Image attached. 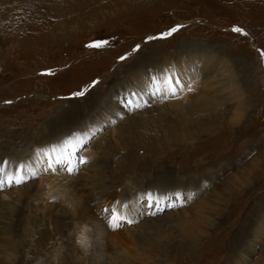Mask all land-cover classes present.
Here are the masks:
<instances>
[{
    "label": "rangeland",
    "instance_id": "374dc122",
    "mask_svg": "<svg viewBox=\"0 0 264 264\" xmlns=\"http://www.w3.org/2000/svg\"><path fill=\"white\" fill-rule=\"evenodd\" d=\"M0 185V264H264V0H0Z\"/></svg>",
    "mask_w": 264,
    "mask_h": 264
},
{
    "label": "bare ground",
    "instance_id": "6f19581e",
    "mask_svg": "<svg viewBox=\"0 0 264 264\" xmlns=\"http://www.w3.org/2000/svg\"><path fill=\"white\" fill-rule=\"evenodd\" d=\"M193 52V51H192ZM196 52V51H195ZM200 52L201 53H205V49H201L200 50ZM187 53V50H186V52L183 54V55H181L182 57L185 55ZM182 54V53H181ZM198 57H204V60L205 59H210V57L208 58L207 57V55H204V56H202V55H198ZM154 58V57H153ZM193 59V58H192ZM201 59V58H200ZM176 62L178 61V59L177 60H175ZM192 61V60H191ZM154 61H150V62H148V64L149 65H145V66H149V68H150V63H153ZM155 62H157V61H155ZM165 62H168L167 61V59H165ZM173 64V63H172ZM189 64V63H188ZM192 64V63H191ZM213 64H215V63H213ZM172 67H171V72H172V74L171 73H169V71L170 70H167L166 72H164V73H161L160 75H162V76H159V77H163V76H169V78H172V77H174V78H176L177 77V75H178V73H179V69H176L177 67V65H171ZM160 67V66H159ZM212 67V66H211ZM147 68V67H146ZM157 68V67H156ZM193 68V67H192ZM232 68V67H231ZM140 69H142L141 71H143L145 68L144 67H141ZM138 70V69H137ZM187 70V69H186ZM207 70V69H206ZM228 70V73L229 74H232L231 73V71H229V69H227ZM140 71V72H141ZM165 71V70H164ZM161 72V71H160ZM204 72V71H203ZM206 72V71H205ZM174 73H176V75L174 74ZM142 77V76H141ZM136 77H133V79H135ZM218 78V77H217ZM235 78V77H234ZM140 80H141V78H140ZM162 80V79H161ZM231 81V80H230ZM128 81H126V83H127ZM131 82V81H130ZM128 83V85L127 86H133V87H138L139 86V84L137 83V81L134 83V84H131V83ZM216 83V82H215ZM229 83V82H228ZM175 85V84H174ZM123 86V84H120V88ZM204 87V86H203ZM231 87V86H230ZM229 87V88H230ZM236 87V89H238V90H241V87L239 88L238 86H235ZM235 87H233L232 89L230 88V89H227V90H231V92L233 93L234 91V89H235ZM206 88V87H205ZM220 88V87H219ZM226 88V87H225ZM208 89V88H207ZM235 89V90H236ZM115 90V89H114ZM118 90V89H117ZM193 90V89H192ZM112 91V90H111ZM109 92H110V90H109ZM122 92H124V90L122 91ZM191 92V91H190ZM187 93H189V92H187ZM209 93V92H208ZM218 93H219V91H218ZM113 95V92L112 93H110V95ZM220 94V93H219ZM185 95V94H184ZM207 95V94H206ZM234 95V94H233ZM117 96H119L118 94L115 96V97H117ZM240 96V95H239ZM185 97H187V94H186V96ZM184 97V98H185ZM110 98L112 99V96H110ZM210 98V97H209ZM210 100H211V98H210ZM209 100V101H210ZM212 103V102H211ZM215 103V102H214ZM100 104H102V103H100ZM104 104V103H103ZM88 106V105H87ZM174 108H175V110L176 111H174V110H170V111H172V113H178V114H182V113H184L185 112V114H188V113H190V112H192V111H196V108H194L191 104L190 105H188L187 104V106H185V105H183V103H179V104H174ZM134 107V106H133ZM209 107V106H208ZM218 107V106H217ZM153 111H154V109H152ZM199 110H202V109H200V108H197V111H199ZM204 110V109H203ZM238 110V109H237ZM100 111V110H99ZM74 113V112H73ZM80 113V112H79ZM142 114V113H141ZM77 115V114H76ZM83 115V114H82ZM159 115V114H158ZM181 116H183V115H181ZM89 117V116H88ZM185 117V116H184ZM184 117L182 118L184 121H185V119H184ZM162 118H164V117H162ZM70 120L69 119H67V121L63 124V125H56L54 128H53V130L55 131V132H61L62 130H66V129H63L64 127H65V125L69 122ZM184 121H181L180 123L183 125L184 123H187V122H184ZM72 122V121H71ZM184 122V123H183ZM75 123V122H74ZM189 123V122H188ZM76 124V123H75ZM149 124V123H148ZM180 124V125H181ZM201 124V123H200ZM214 124H216V121H215V123ZM220 124V123H219ZM222 125V124H221ZM185 126H187V125H185ZM211 127V126H210ZM209 127V128H210ZM220 127V126H219ZM74 128V127H73ZM216 128V127H215ZM214 128V129H215ZM207 130H208V128H207ZM66 132V131H65ZM209 133V132H208ZM212 135V134H211ZM69 138V137H68ZM127 138V137H126ZM131 139V138H130ZM71 140V139H70ZM13 141V140H12ZM178 141V140H177ZM56 144L57 143H54L53 144V146H55L56 147ZM22 146V145H21ZM26 147V146H25ZM14 148V147H13ZM10 149V148H9ZM72 151V150H71ZM6 152V151H5ZM9 152V151H8ZM118 152V151H117ZM18 153V152H17ZM126 153V152H125ZM13 154V153H12ZM119 154V153H118ZM17 155V154H16ZM85 156V159L83 160L82 159V162L83 161H85V162H88L89 160H90V157H89V154H85L84 155ZM135 156V155H134ZM9 157V156H8ZM128 159H131V158H133V157H131L130 156V154L129 155H127L126 156ZM59 159V158H58ZM6 160V159H5ZM112 161V160H111ZM91 162V161H90ZM126 162V160L124 159V163ZM130 162V161H129ZM89 163V162H88ZM92 163V162H91ZM107 163V162H106ZM1 164H3V163H1ZM93 164V163H92ZM119 164L120 165H122L123 167H124V169L126 170V168H131V167H129V165H127V164H123L122 162H119ZM72 165H73V162L72 161H70V163H69V166H70V168H72ZM90 165V164H89ZM96 165V164H95ZM85 166V165H84ZM105 167V166H104ZM115 167V166H114ZM102 168V167H101ZM105 169V168H104ZM122 169V168H121ZM123 169V170H124ZM131 169H133V168H131ZM148 169V168H147ZM146 169V170H147ZM88 171V170H87ZM96 172H97V174H96V176H92V177H94L93 178V180H92V185L94 186V188H97L96 190H99V189H101V190H103V189H108V185H107V178H106V176H104L103 175V171H102V169L100 170V168L99 169H97V170H95ZM134 172V171H133ZM5 174L7 173V172H4ZM92 173V172H91ZM94 174H95V172H94ZM105 174V173H104ZM3 176V175H2ZM6 176H8L7 174H6ZM54 176H56V175H54ZM158 176V175H157ZM86 177V176H85ZM88 177H91V176H88ZM110 177H112V176H110ZM123 174H121V175H119V178L120 179H123ZM163 177V176H162ZM41 178V177H40ZM44 178V177H43ZM50 178H51V176H50ZM133 178V177H132ZM175 178V177H174ZM76 179V178H75ZM89 179V178H88ZM113 179V178H112ZM128 179V178H127ZM171 179H173L172 177H171ZM56 180V179H55ZM81 180V179H80ZM166 180V179H165ZM40 181V180H39ZM54 181V180H53ZM75 181V180H74ZM113 181V183H114V180H112ZM126 181V180H125ZM154 183H155V185H156V182L158 183L159 181H160V179L159 178H157V179H155L154 178ZM175 181H176V179H175ZM178 181V180H177ZM51 182V181H50ZM171 182H172V180H171ZM57 183V182H56ZM75 183V182H74ZM73 183V184H74ZM80 183V182H79ZM89 183V182H88ZM112 183V182H111ZM173 183V182H172ZM177 183V185L179 186L178 188H176V192H177V194H178V196H182V194H184L185 193V191L183 190V189H185L184 187H183V185H182V183L181 182H176ZM54 184V183H53ZM90 184V183H89ZM152 184V183H151ZM167 184V183H166ZM113 185V184H112ZM1 186V185H0ZM39 187H40V185H38ZM43 186H45L44 184H43ZM42 186V187H43ZM47 186V185H46ZM51 186V185H50ZM82 186L83 187H86L87 186V182H82ZM81 186V187H82ZM193 186V185H192ZM80 187V186H79ZM114 187V186H113ZM116 187H118V185L116 186ZM149 187V186H148ZM156 187V186H155ZM155 187H153V188H150L149 190L151 191V193L152 194H150L149 195V198H147V200L145 201L146 203H143L144 204V206H147L148 207V205L149 204H152V205H155V204H157V200H158V209H157V211L156 212H158L159 213V210L161 209V208H163L164 207V205H166L165 204V200H163V201H160V203H159V199H161V196H166V193H167V191H164L163 193L161 192L160 193V195H158V196H155L156 195V193L158 192V190H157V192H156V190H155ZM170 186H168V188H169ZM41 188V187H40ZM77 188V187H76ZM91 188V187H90ZM110 188V187H109ZM43 189V188H42ZM80 189V188H79ZM93 189V188H92ZM39 190H41V189H39ZM172 190V189H171ZM182 190H183V192H182ZM14 191V190H13ZM83 191V190H82ZM89 191V190H88ZM91 191V190H90ZM95 191V190H94ZM94 191H92V192H94ZM110 191H112V190H110ZM169 191V190H168ZM214 191V190H213ZM7 192V191H6ZM5 192V193H6ZM96 192V191H95ZM101 192V191H100ZM104 191H102V193H103ZM113 192V191H112ZM120 192H121V190H120ZM147 192V191H146ZM149 192V191H148ZM146 193V194H149V193ZM170 192V191H169ZM14 193V192H13ZM56 193V192H55ZM58 193H60V192H58ZM70 193V192H69ZM87 193V192H86ZM107 193V192H106ZM114 193V192H113ZM213 193V192H212ZM23 194V193H22ZM195 194H198L197 192H195ZM215 194V193H214ZM84 195V194H83ZM103 195V194H102ZM107 195V194H106ZM114 195V194H113ZM117 195V194H116ZM121 195V194H120ZM119 194L117 195V196H120ZM92 196H94V195H92ZM97 196H100V195H97ZM115 196V195H114ZM4 197H6L5 195H4ZM16 197V196H15ZM63 197H65V196H63ZM104 197V196H103ZM1 198V197H0ZM83 198V197H82ZM89 198V197H88ZM109 198H110V195H109ZM120 198H123V197H120ZM206 198V197H205ZM64 199V198H63ZM84 199H85V197H84ZM97 199V198H96ZM111 199V198H110ZM117 199V198H116ZM139 199V196H137V199H135L134 200V202L137 200V201H139L138 200ZM199 199V198H198ZM207 199H209V197L207 198ZM263 199V198H262ZM65 200H66V198H65ZM89 200V199H88ZM92 200V199H91ZM90 200V201H91ZM134 202H132L131 204H133ZM207 203H208V201L207 200H205V199H202L201 201H199L198 202V205H197V207L196 208H191L190 209V212H188V213H186L187 212V210L186 211H182V212H185L184 214L182 213L181 214V216H179V217H177V219L179 220V222H185L186 224H187V227H188V219L189 220H191V222H192V227H193V229H194V231H196V235H197V233L198 232H201L202 230H203V228L205 227V224H210V222H208L207 220H208V218L206 217V216H204V214L205 213H208V212H212V210H214L215 212L218 210V208L217 207H213V206H210L211 207V209H208V212L207 211H205V213H203L204 212V209H205V207H207L206 205H207ZM3 204V203H2ZM134 204H136V203H134ZM143 206V205H142ZM133 208H135V205H133L132 206ZM220 207V206H219ZM138 208V207H137ZM141 208V207H140ZM139 208V209H140ZM153 206H151V208H150V212H152L153 211ZM221 209V208H220ZM224 210V209H223ZM227 210V209H226ZM189 211V210H188ZM141 212V211H140ZM222 212V211H221ZM158 213H156V214H158ZM219 213V212H218ZM92 214V213H91ZM155 214V215H156ZM96 216V215H95ZM263 216V215H262ZM152 217V216H151ZM150 217V219H152ZM89 218V217H88ZM130 219H129V221H131V217H129ZM91 219H93V218H91ZM155 219V223H161V222H163V221H159L160 219H161V216H160V219L158 218V217H155L154 218ZM169 219V217H167V220ZM102 220V219H101ZM172 220V219H171ZM99 222H100V220H98ZM151 221H153V220H151ZM96 222V221H95ZM98 222V223H99ZM102 222V221H101ZM94 223V222H93ZM264 223V221H262V224ZM100 224H102V223H100ZM159 225V224H158ZM97 226V225H96ZM99 226V225H98ZM182 226V225H181ZM100 227V226H99ZM102 227V226H101ZM104 227V226H103ZM150 227V226H149ZM260 227V226H259ZM184 228H185V226H184ZM257 228H258V226H257ZM103 229V228H102ZM101 229V230H102ZM130 229V228H129ZM190 229H191V227H190ZM252 229V228H251ZM132 230V229H131ZM205 230V229H204ZM254 230V229H253ZM264 230V229H263ZM100 231V230H99ZM105 231L107 232V230L105 229ZM148 231H149V228L148 229H146L145 230V232H143L142 233V235L141 236H143V234H144V236H148ZM184 231H185V229H184ZM183 231V232H184ZM255 231V230H254ZM254 231H252V233H254ZM101 232V231H100ZM104 232V231H103ZM116 232H118V231H116ZM251 232V231H250ZM257 232V231H256ZM108 233V232H107ZM119 233V232H118ZM121 233L122 232H120V235H121ZM133 233V232H132ZM125 234H126V232H125ZM124 234V235H125ZM117 235V234H116ZM128 235V234H127ZM253 235V234H252ZM118 236V235H117ZM123 236V235H122ZM129 236V235H128ZM199 236V235H198ZM254 236V235H253ZM149 237V236H148ZM259 239L261 238L262 239V237L261 236H257ZM5 239H6V244H13V243H15V246H13V247H9V246H7V248H9L8 250H16V248H17V246L19 245L18 244V241H15L14 239L13 240H11V241H9V237H5ZM49 238H47V240H48ZM50 240V239H49ZM249 240V239H248ZM1 241H3V239L1 238ZM46 242H48V241H46ZM86 242V241H85ZM87 242H89V241H87ZM248 242V241H247ZM258 241L257 240H251L250 241V246H251V248L252 249H254V243H257ZM31 242H29L28 244H30ZM49 243V242H48ZM88 244V243H87ZM104 245V244H103ZM6 248V249H7ZM29 248V247H28ZM44 248V247H43ZM47 248V247H46ZM0 250H1V248H0ZM37 250V249H36ZM119 253V252H118ZM118 253H116V254H118ZM128 253H129V251H128ZM32 254V253H31ZM36 254H40L39 252L38 253H35L34 252V254H32L31 256H33L34 257V255H36ZM116 254H115V256H116ZM127 254V253H126ZM66 255V254H65ZM11 256V255H10ZM124 256V255H123ZM238 256V255H237ZM50 257V260H52V261H48L47 259H45V258H43V257H41V255L40 256H38L36 259L34 258V261L33 260H30V261H28V259H25V260H20V263L19 264H28V263H30V264H68L67 263V261H63L64 259L62 258V257H60L59 255H51V256H49ZM120 257V256H119ZM119 259V258H118ZM123 259H125V258H123ZM120 260H122V259H120ZM32 261V262H31ZM114 262V261H113ZM1 264H3V263H1ZM11 264H13V263H11Z\"/></svg>",
    "mask_w": 264,
    "mask_h": 264
}]
</instances>
